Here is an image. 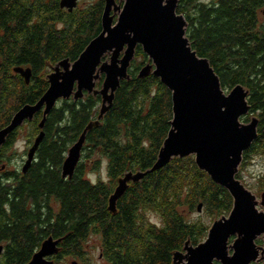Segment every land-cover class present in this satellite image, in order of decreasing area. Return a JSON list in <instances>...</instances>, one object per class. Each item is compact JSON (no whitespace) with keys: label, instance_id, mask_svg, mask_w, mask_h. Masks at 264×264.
<instances>
[{"label":"trees","instance_id":"trees-1","mask_svg":"<svg viewBox=\"0 0 264 264\" xmlns=\"http://www.w3.org/2000/svg\"><path fill=\"white\" fill-rule=\"evenodd\" d=\"M60 1L0 0V129L21 107L43 96L57 63L78 59L102 31L105 0L73 11L62 8ZM262 8L264 0H178L177 5V12L187 20L191 46L209 59L224 90L238 84L249 90L251 108L242 120L249 122L255 114L258 136L244 151L241 166L264 153ZM150 62L137 45L130 79L121 81L112 107L98 126L88 130L71 178L62 176V166L86 125L98 118L99 94L85 92L77 100L61 99L43 129L42 112L27 121L28 142L34 143L42 130L44 138L26 172L24 163L10 169L8 151L26 125L9 134L0 149V168L6 165L0 169V264H26L50 235L63 237L55 262L66 254L83 261L84 244L91 234L101 237L105 264H174V252L188 240L198 245L211 227L201 219L189 220V210L198 211L202 203V211L213 218L232 209L230 192L197 166L194 155L174 157L132 182L118 200L117 211L108 209L118 179L126 172L152 167L171 129V90L153 74L139 76ZM16 67L32 70L30 83ZM102 80L97 86H102ZM103 161L109 181L87 177ZM152 211L161 222L149 218Z\"/></svg>","mask_w":264,"mask_h":264},{"label":"water","instance_id":"water-1","mask_svg":"<svg viewBox=\"0 0 264 264\" xmlns=\"http://www.w3.org/2000/svg\"><path fill=\"white\" fill-rule=\"evenodd\" d=\"M79 0H61L62 8L73 11ZM178 0H125L123 6L116 0H105L102 31L93 38L78 59L60 61L48 75L49 87L33 104H25L0 129V149L7 137L26 121L42 112L40 128L60 99L82 98L85 91L100 94L102 103L96 120L90 121L78 140L70 147L62 166V176L71 178L81 159L88 130L98 126L112 107L121 81L130 79L128 68L135 57L137 45L151 59L139 71L140 77L153 74L171 90L173 118L154 165L145 171H129L118 179L109 198L108 209L115 213L118 200L130 183L138 182L148 173L158 170L174 157L195 156L197 166L212 180L225 187L233 197L228 216H222L211 225L208 238L193 245L186 241L183 250L174 252V264H250L261 254L255 240L264 234V210H259L257 196L237 177L243 153L258 136V118L249 122L241 117L250 112L249 90L242 84L229 92L224 90L219 75L210 61L200 56L186 35L187 20L177 12ZM119 12L117 20L116 13ZM123 53V55H121ZM109 54V59L103 60ZM26 83L32 70L16 67ZM105 74L103 86L96 82ZM44 138L42 130L29 148L23 171H27ZM2 165L0 169H4ZM261 204L264 206V193ZM202 203L198 211H202ZM235 236L230 244V238ZM63 237H47L26 264H55L51 257L60 252ZM230 248L233 252L230 253ZM3 247L0 246V254ZM264 258V257H263ZM76 264V261H73Z\"/></svg>","mask_w":264,"mask_h":264},{"label":"rangeland","instance_id":"rangeland-1","mask_svg":"<svg viewBox=\"0 0 264 264\" xmlns=\"http://www.w3.org/2000/svg\"><path fill=\"white\" fill-rule=\"evenodd\" d=\"M124 1L125 0H116V3L123 6ZM204 1L210 2L213 0H204ZM93 2L95 3V0H79L77 7L83 8L87 4H90ZM118 15H119V12L116 13L115 20H117ZM260 17H261V21H264V8H262L260 10ZM227 92H229V91H227ZM253 116H255V114L251 115L250 119ZM242 121H244V120H242ZM244 122H246V121H244ZM26 123H28V122L26 121L23 124L26 126H24V128H22L20 130L19 136L17 137L15 143L8 150L9 155L11 157V161L9 164L10 169L11 168L13 169L15 166H20L23 163H25V160L27 159V154H28L29 148L33 144V143L28 142V140H27L29 132L27 129L28 124H26ZM23 125H22V127H23ZM81 158H82V155H81ZM238 173L241 176L240 180L243 182V184L257 196V199L259 201V204H258L259 210H264V206L261 204V202H262L261 196L264 193V153L256 154L245 165H242V166L240 165ZM87 177H89L93 181H95L99 178H101L105 181H109V175L107 172L106 161H103V164L98 171L89 170L87 172ZM230 211L223 213L222 216H224V215L228 216ZM148 215H149V218L151 220L161 222L160 216L156 212H153V211L149 212ZM222 216L216 215L215 217L212 218L209 216V214L206 212L205 209L203 211L199 212V211H197L196 208L189 210L186 214V217L189 220L195 221V220L201 219L205 222H209L210 226L213 224V222L215 220L220 219ZM207 238H208V233H207V236L201 242L205 241ZM234 239H235V236H232L230 238L229 243L231 244L234 241ZM256 244L262 245L261 247H264V234L259 235L257 237ZM84 246H85V255H84L85 260L82 261L78 257L66 254L63 257H61V259H58V261H56L55 264H73V261H75V260L77 261L76 264H105L106 261L103 259V256L101 253L102 252L101 251V237L99 235L91 234L90 237L88 238V240L86 241V243L84 244ZM232 251H233V249L230 248V252H232Z\"/></svg>","mask_w":264,"mask_h":264},{"label":"flooded vegetation","instance_id":"flooded-vegetation-1","mask_svg":"<svg viewBox=\"0 0 264 264\" xmlns=\"http://www.w3.org/2000/svg\"><path fill=\"white\" fill-rule=\"evenodd\" d=\"M139 45V44H138ZM137 48V47H136ZM121 55H123V53L121 54ZM135 55H136V53H135ZM109 57H110V55L109 54H107V55H105L104 57H103V60H106V59H109ZM135 58V57H134ZM133 61V60H132ZM132 63V62H131ZM146 65V64H145ZM131 66V65H130ZM130 68V67H129ZM129 68H128V72H129ZM53 70V69H52ZM141 70V69H140ZM104 77H105V74H101V77L98 79V80H100V79H102L103 78V80H102V86H103V82H104ZM97 80V81H98ZM124 80H126V79H124ZM121 85V84H120ZM102 86H97V82H96V88H98V89H101L102 88ZM86 92V91H85ZM94 94V93H93ZM95 95V94H94ZM96 95H98V94H96ZM100 95V94H99ZM101 96V95H100ZM102 97V96H101ZM71 98H73V97H71ZM61 100V99H60ZM58 103V102H57ZM255 242H256V240H255ZM192 244V243H191ZM258 247H261L262 245H257ZM183 250V249H182ZM233 252V251H232ZM232 252H230V253H232ZM264 256L261 254V250H260V255H259V258L257 259V260H254V261H252L250 264H264V258H263ZM52 259H54L53 257H51ZM263 261V262H262ZM215 264H221V263H219L218 261H215Z\"/></svg>","mask_w":264,"mask_h":264},{"label":"bare ground","instance_id":"bare-ground-1","mask_svg":"<svg viewBox=\"0 0 264 264\" xmlns=\"http://www.w3.org/2000/svg\"><path fill=\"white\" fill-rule=\"evenodd\" d=\"M248 114H249V113H248ZM244 116H246V115H244ZM244 116H243V117H244ZM241 120H242V117H241Z\"/></svg>","mask_w":264,"mask_h":264}]
</instances>
